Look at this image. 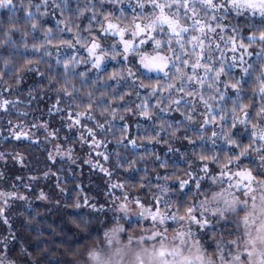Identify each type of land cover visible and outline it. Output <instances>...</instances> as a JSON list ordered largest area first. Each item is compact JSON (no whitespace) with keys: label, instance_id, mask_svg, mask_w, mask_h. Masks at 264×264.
I'll return each instance as SVG.
<instances>
[{"label":"snow or ice","instance_id":"6c2138e0","mask_svg":"<svg viewBox=\"0 0 264 264\" xmlns=\"http://www.w3.org/2000/svg\"><path fill=\"white\" fill-rule=\"evenodd\" d=\"M0 13L7 16L0 20V49L9 50L3 59L7 71H0V112L18 103L4 93L14 94V85L21 91V73H39L48 76L47 90L56 93L49 115L60 114L61 126L76 129L91 150L104 148L96 155L105 163L112 159L107 134L127 116L151 122L154 131L144 137L149 143L167 144L169 152L180 150L172 147L175 141L190 146V156L181 153L186 178L169 184L176 173H157V191L148 203L143 193L132 197L121 183L109 184L111 193H123L112 195L110 218L103 205L77 200L74 208L90 206L105 219L74 221L72 242L55 264H264V0H0ZM51 20L54 26L46 27ZM21 49L33 55L10 67ZM225 50L232 53L230 64ZM81 66L84 70L77 71ZM237 67L239 79L232 72ZM171 114L178 115L167 119ZM8 125L14 139L39 143L21 125L12 127L11 120ZM49 127L48 122L31 125L43 129L49 142L58 141L60 128ZM128 129L127 123L120 126L118 148L137 147ZM73 152L57 143L47 159L74 162ZM120 157L117 151V168L136 164ZM12 158L23 166L22 156ZM0 160L7 163L3 154ZM86 163L113 175L99 161ZM160 167L169 165L160 162ZM152 187L151 180L140 184ZM25 199L0 191V221L13 241L17 236L7 211L12 201ZM40 199H46L43 193ZM133 212L138 232L129 224ZM9 236L0 239V264H33L27 246L18 259L9 258Z\"/></svg>","mask_w":264,"mask_h":264},{"label":"trees","instance_id":"16d2710c","mask_svg":"<svg viewBox=\"0 0 264 264\" xmlns=\"http://www.w3.org/2000/svg\"><path fill=\"white\" fill-rule=\"evenodd\" d=\"M0 20L6 21V14L0 13ZM84 23L86 24L87 21ZM54 24L55 21L51 20L45 26H54ZM244 35L245 37L248 35L246 29ZM14 38L20 39L19 35ZM29 39L31 40V38ZM8 51L0 49V71H7L3 59L7 56ZM52 51L55 54V49ZM23 55L32 56L33 54L31 52L24 54L21 49V55L13 56V64L10 67L22 65L24 61L21 57ZM225 55L227 57L226 62L230 64L232 53L225 50ZM236 55L238 57L239 52ZM245 59L248 58L245 57ZM52 63H54V60ZM37 67H39L40 72L46 73V65L40 64ZM80 70H84V66H81L77 71ZM112 70V66L109 65L107 72L111 73ZM232 72L237 79L242 75L239 67L232 69ZM21 75L24 76L20 85L21 91L17 92L14 85V94L4 93V96L9 100L18 101V103L15 107H10L8 113L0 112V154H3L7 161L5 163L4 160H0V173H3L4 176L3 179H0V191H15L26 197L25 200L12 201L7 211L11 231L16 234L17 240L13 241L11 239L9 226L0 221V239L9 236V246L12 248L10 259H18L20 248L27 246L32 253L33 264H37V262L39 264H50V262L55 264L56 261L61 260L63 257L60 253L65 251L64 245L72 242V234L69 230L76 231L74 221L96 215H99L101 219H105L102 213L95 212L90 206H82L76 209L72 205L77 200L83 205V201L87 198L89 205L95 204L97 208L103 205L108 217H112L113 213L108 211L111 208L112 195H122L123 193L119 190L111 193L110 183L124 184V191L132 197L143 193V199L148 202L151 200L149 193L155 191L157 173H160L161 176L176 173L175 177L167 181L169 184L178 183L181 177L186 178L184 169L187 167V163L181 155L182 152L188 156L191 155L190 146L187 145L186 141H175L172 147L180 150L169 152L167 144L149 143L144 139L147 134L154 131L151 122H146L139 117L127 116L125 121L116 120L113 131L107 134V139L111 141L107 145V151L112 159L105 163L103 157H97L96 155L97 151L104 152V148L91 150L87 143L82 144L80 142L79 132L76 129L69 132L66 126H61L60 114L49 115L48 109L55 104L56 93L47 90L48 76L41 77L39 73H28L26 75L21 73ZM94 75V72H89L90 77ZM101 79L108 84H114L113 81H106L103 74ZM14 80L15 77H11L9 83L14 82ZM2 87L3 85L0 84V88ZM77 87H79V83H77ZM30 90H32L31 96H29ZM86 91L87 89H85ZM111 91V88L107 89V92L111 93ZM247 94H250V92ZM96 95L99 96V92ZM120 103L122 102L116 101V104ZM116 104L112 106L115 107ZM64 106V104L60 105L61 108ZM20 113H26L27 115H20ZM176 115L178 114H171L166 118L171 120ZM9 120L12 121V127L19 124L22 126L21 130L26 129V132L34 133V138L39 143H33L31 140L23 138L21 140L14 139L9 130ZM137 121H139V126ZM36 122H48L50 125L49 131L52 128H60L59 140L51 142L46 140L43 129L38 132L35 128H31V125ZM124 123L129 125L126 135L136 140L137 147L135 149L131 145L126 148L123 146L117 147V140L121 138L120 126ZM66 135L69 137L67 141H65ZM188 135L193 136V133L189 132ZM207 135L210 136L211 133L209 132ZM98 138L104 139V137ZM243 139L246 141L247 137H243ZM57 143L65 150L68 147L74 149V162L60 157H57L56 164L48 161V153L53 152L55 154ZM117 151L121 153L120 158L122 160L136 161L134 167L131 169L127 167L117 168ZM16 154L24 158L23 166L12 158ZM156 155H159L160 162H167L169 167H160V162L156 161ZM88 160H91L93 164L99 161L100 164L112 171V177L106 176L98 167L86 163ZM146 169L147 171H145ZM46 172L48 173L47 176H45ZM16 177L21 179H16ZM147 180L153 182V187L151 189H141L140 184ZM158 182L160 184L165 183L163 179ZM13 184L16 185L15 188H13ZM41 193L45 195L46 199H40Z\"/></svg>","mask_w":264,"mask_h":264},{"label":"rangeland","instance_id":"374dc122","mask_svg":"<svg viewBox=\"0 0 264 264\" xmlns=\"http://www.w3.org/2000/svg\"><path fill=\"white\" fill-rule=\"evenodd\" d=\"M109 65H111V62H109ZM14 111L18 112V110L14 109ZM24 129V128H23ZM24 131L26 132L27 130L24 129ZM155 191H157V189L155 188ZM154 191V192H155ZM151 195V193H149V196ZM142 199L144 198L143 195L141 197ZM145 203H148L145 201V199H143ZM134 207V205H133ZM136 212H138V210H136ZM136 212H133V213H130V221H129V224H130V227L132 229H134L135 231H139V229L136 227V220H137V215H136ZM113 215V214H112ZM112 225L109 224V227H111Z\"/></svg>","mask_w":264,"mask_h":264}]
</instances>
